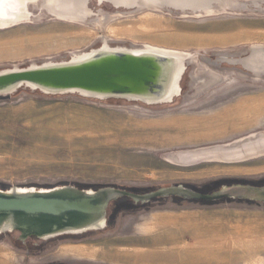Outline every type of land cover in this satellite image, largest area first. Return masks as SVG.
Listing matches in <instances>:
<instances>
[{
	"label": "rangeland",
	"instance_id": "374dc122",
	"mask_svg": "<svg viewBox=\"0 0 264 264\" xmlns=\"http://www.w3.org/2000/svg\"><path fill=\"white\" fill-rule=\"evenodd\" d=\"M90 8L96 21L92 26L48 19L0 29V69L85 51L101 36L200 54L264 46V16L181 18L151 10L130 14L132 10L117 11L107 5ZM209 71L207 65L197 61V75ZM216 75L219 82L202 95L162 111L109 106L74 97L48 99L25 92L0 98V188L72 185L150 193L182 185L202 186V194H211L232 186L229 183L263 184L264 157L192 167L166 161L170 153L223 146L264 132V81L241 77L237 72ZM215 203L189 205L169 199L143 208V204L121 199L109 209V214L118 212L109 227L112 232L92 233L101 240L98 244L58 243L46 252L28 256L16 245L19 234L13 233L0 237V264H51L55 260L155 264L140 260L138 256L144 252L138 255L127 242L160 234L164 229H158L159 223L169 218L182 226L231 229L228 235L217 233L214 245L208 248L196 249L194 244L199 240L183 235L177 247L181 253H157L155 262L264 264V249L251 255L243 247L249 238L232 235L246 224L264 229V204L230 200ZM251 231L253 235L255 231Z\"/></svg>",
	"mask_w": 264,
	"mask_h": 264
},
{
	"label": "water",
	"instance_id": "95a60500",
	"mask_svg": "<svg viewBox=\"0 0 264 264\" xmlns=\"http://www.w3.org/2000/svg\"><path fill=\"white\" fill-rule=\"evenodd\" d=\"M106 5L117 11L132 10L130 14L151 10L181 18L264 16V0H0V29L48 19L92 26L96 21L90 7L102 9ZM97 44L101 46L94 49ZM94 46L58 58L0 69V98L25 92L48 99L74 97L109 106L162 111L202 95L219 82L216 73L237 72L241 77L264 81L262 45L200 54L138 46L101 36ZM197 61L212 72L197 75ZM260 157H264V132L223 146L170 153L166 161L192 167L203 163H242ZM125 198L143 205L174 198L264 204V187L224 186L211 194L182 185L146 194L115 187L94 190L72 185L12 187L6 191L0 188V237L18 233L22 243L32 239L48 242L101 232L107 228L110 207Z\"/></svg>",
	"mask_w": 264,
	"mask_h": 264
},
{
	"label": "bare ground",
	"instance_id": "6f19581e",
	"mask_svg": "<svg viewBox=\"0 0 264 264\" xmlns=\"http://www.w3.org/2000/svg\"><path fill=\"white\" fill-rule=\"evenodd\" d=\"M162 232L160 234L151 235V237L146 239H140L136 241L127 242L131 247L134 248L135 252L141 254L140 252H144L145 255H139L138 258L143 261H150V263L155 264H165L161 261H153L155 260L157 253L164 252L166 254L172 255L173 253H181L177 251V247L181 244V239L183 235H189L198 239L194 244L196 249L199 248H208L214 245L213 241L214 237L217 233H221L223 235H228L229 230L231 228L225 227H216L211 225L204 226H182L179 221L174 218H169L168 220H164L159 223V227ZM255 232L252 235V231ZM232 235H237L243 238H249V242L244 241L243 246L245 251L251 252V255L256 254L261 249H264V229L260 227L253 226L252 224H246L245 226L239 228L235 233L232 232ZM239 245L241 243L239 242ZM201 246V247H200ZM165 249H169V251H162ZM189 250V249H188ZM155 255V256H154Z\"/></svg>",
	"mask_w": 264,
	"mask_h": 264
},
{
	"label": "flooded vegetation",
	"instance_id": "af4514ba",
	"mask_svg": "<svg viewBox=\"0 0 264 264\" xmlns=\"http://www.w3.org/2000/svg\"><path fill=\"white\" fill-rule=\"evenodd\" d=\"M233 184L234 185H249V186L257 187V188H263L264 187V183L263 184H258V183H253V182H251V183L236 182V183H229L227 185H233ZM187 188L193 189L194 191H197V192H200V193H204L203 192L204 188L202 186L201 187H194V186L192 187L191 186V187H187ZM135 193H137V194H146V193H141V192H135ZM161 200H166L167 201L169 199H159V200H155V201L149 203L148 205H141V206L143 208L144 207H148V206L156 203L157 201H161ZM173 200L184 201V200L178 199V198H174ZM225 201H229V200H225ZM184 202L188 203L189 205L198 203L196 201H184ZM200 203H202V202H200ZM249 203H252V202H249ZM213 204H216V203H213ZM254 204L261 205L260 203H254ZM117 213L118 212H115V211L113 212L112 211L109 214L107 228L104 231H102V232H105V233L112 232L111 229H109V227H110V224L115 222V220H113V217L116 218ZM97 236H98L97 234H92L91 233V235L86 234V235H82V236L61 237V238H58V239H55V240H51V241H48V242H41V241H37L35 239H32V240H30V241H28L26 243H21L18 240H15V241H17L16 245L20 246V248L22 249V252H25L28 256H32V255H36V254H39V253L46 252L48 249L53 248L58 243H76V244H78V243H81V242H93L92 244H98L97 242H99L101 240ZM51 264H94V263L87 262V261L74 262V261H70V260H66V261L55 260V261L51 262Z\"/></svg>",
	"mask_w": 264,
	"mask_h": 264
}]
</instances>
